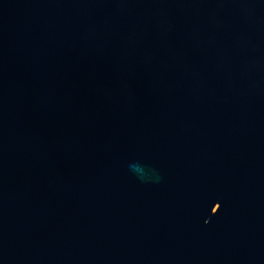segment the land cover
<instances>
[{
  "label": "water",
  "instance_id": "water-1",
  "mask_svg": "<svg viewBox=\"0 0 264 264\" xmlns=\"http://www.w3.org/2000/svg\"><path fill=\"white\" fill-rule=\"evenodd\" d=\"M0 264H264V0H0Z\"/></svg>",
  "mask_w": 264,
  "mask_h": 264
}]
</instances>
